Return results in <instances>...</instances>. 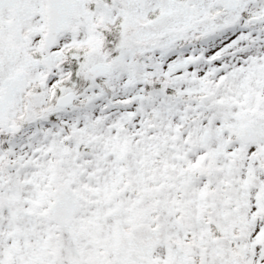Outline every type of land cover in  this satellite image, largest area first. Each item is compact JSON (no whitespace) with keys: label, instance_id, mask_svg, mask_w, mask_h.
Returning a JSON list of instances; mask_svg holds the SVG:
<instances>
[{"label":"snow or ice","instance_id":"6c2138e0","mask_svg":"<svg viewBox=\"0 0 264 264\" xmlns=\"http://www.w3.org/2000/svg\"><path fill=\"white\" fill-rule=\"evenodd\" d=\"M0 264H264V0H0Z\"/></svg>","mask_w":264,"mask_h":264}]
</instances>
